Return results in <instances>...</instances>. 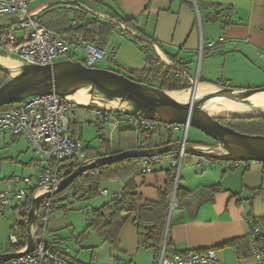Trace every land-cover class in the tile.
<instances>
[{
    "label": "crops",
    "instance_id": "crops-1",
    "mask_svg": "<svg viewBox=\"0 0 264 264\" xmlns=\"http://www.w3.org/2000/svg\"><path fill=\"white\" fill-rule=\"evenodd\" d=\"M102 1L112 6L122 16L135 20V29H128V31L133 35L138 34L139 38L152 45L161 59L168 65L179 68L169 59L166 55L167 52L186 63L188 72L187 64L198 57L201 42L205 43L206 58H204L205 61L207 59L205 64L207 70L202 71L205 76L202 75L201 80L197 75L201 85L212 87L208 84H218L235 88L264 86V58L261 54L264 49V0H201V10L196 0H191L190 3L186 0ZM80 3L89 8V10L87 9L88 12H92L89 5ZM215 4L232 8V11L229 12L231 24L225 26L222 21L210 19L218 9L214 6ZM47 7L46 5L39 7L36 10L37 14ZM105 10V12L101 10V14L110 17L107 9ZM225 16L224 13L222 15L223 20ZM114 22L119 21L114 20ZM204 23L208 26L207 33L204 29ZM59 33L70 38L72 56L79 60L85 58V46L87 44L96 45L92 42H86L80 33ZM213 42L216 44L210 46ZM73 46L76 47L75 50H73ZM0 55L8 59L13 58L3 52H0ZM11 62L13 61L11 60ZM188 75L192 78L189 72ZM258 78L261 81H256ZM83 109L90 123L96 122L102 127L107 126L111 135L116 131L117 148L114 151L112 150L113 142L111 143L110 138H106L110 142L112 152L117 153L123 148L129 150L138 147L139 140L136 139L137 135L134 132L119 135L120 130L137 129L128 126L114 128L110 123L104 124L98 118L93 121L89 117L88 110ZM70 121L78 132L80 124L72 121L71 117ZM77 135L81 139L78 133ZM173 138L174 141H179V139ZM155 141L160 142L161 138L157 137ZM101 143L102 140H100ZM85 145L91 146L87 142ZM29 151L30 143L25 137L16 136L9 132H0V190L5 188L3 181H7V186H9L11 183L8 181L9 178L15 176L14 181H16L18 177L16 175H24L25 172L33 170V163L35 174L37 173L38 161L34 159L33 162L30 159ZM86 154L85 151L83 156H79L83 160L82 162L85 161ZM189 160L188 165L190 167L181 170L180 175V186L184 191L187 190L182 194L181 206H176L171 210L175 188L170 197L167 229L163 241V243L166 242L170 227V245L168 248L166 247L167 255L215 248L219 259L225 264L250 261L252 258L249 247L247 254L240 257L237 247L233 246L231 241L243 237L248 238L249 241L251 220L264 218V163L237 162L232 165L231 161L215 160L213 163H208L197 169L195 165L197 158L191 155ZM65 164L66 162L63 166ZM171 164L172 162L166 154L162 155L161 162L155 166L151 173L143 171L141 159L125 163L115 178L100 182V190H108L109 195L100 194L89 199H83L91 200L99 196L104 198L91 200L92 206L84 208L87 210V226L90 224L93 211L110 203L115 195L121 192L123 185L131 179L136 184L137 192L141 196L140 204L146 201L157 202L160 191L167 188L169 177L175 176ZM65 170L69 172L70 168L67 167ZM1 182L3 183L1 184ZM217 185L220 188L213 189ZM66 204L63 203L60 207L71 205L69 202ZM12 208L21 214L20 208L14 206ZM54 209L55 207L53 211ZM105 216H110V212L105 213ZM134 217L135 214L130 215L121 228L118 247L101 240L97 242L94 248H105L106 258L96 253L95 260L91 264H158L156 249L140 246ZM262 240L264 241V231ZM62 242L63 239H60L59 243L53 245H57L56 247L60 249L64 257L72 262L80 263L69 256L67 253L69 247L60 246ZM78 242H80L79 239Z\"/></svg>",
    "mask_w": 264,
    "mask_h": 264
},
{
    "label": "built area",
    "instance_id": "built-area-1",
    "mask_svg": "<svg viewBox=\"0 0 264 264\" xmlns=\"http://www.w3.org/2000/svg\"><path fill=\"white\" fill-rule=\"evenodd\" d=\"M32 1L0 0V16H16L12 18L11 24L0 26V50L9 56H17L25 62L40 65L53 64L61 58H73L70 38L42 24L36 18L37 11L30 10ZM19 31L22 33L20 34ZM215 44L216 42H213L210 46ZM203 49L204 44L201 42L199 52L202 54ZM85 51L86 56L82 61L89 67H97V63L103 60L106 55L104 49L90 43L85 46ZM261 54L264 58V49ZM183 73L190 81L194 80L186 72ZM197 82H200L198 77L195 78V84ZM78 108L79 105L76 102L56 93L34 95L24 101L0 107V132H9L25 137L30 143V151L38 161L35 177H17L14 184L10 183L7 188L0 190L1 212L4 213L16 202L14 207L24 203L26 212L29 213L36 196L48 192L47 188L56 186L67 176L68 172L63 169L65 160L85 154L86 145L69 133L70 115ZM87 110L91 119L98 118L102 123H110L114 128L128 126L137 130L156 129L169 134L183 131L184 137L182 136L181 140L188 142L189 128L187 126L127 115L97 105H93ZM166 155L171 160V165L176 168L175 178L178 183L186 152L181 149ZM196 158L197 169L215 161L204 157ZM161 160L162 155L141 158L143 171L153 172ZM15 186L16 188H14ZM100 194L107 196L109 192L102 189ZM52 200L53 196L44 197L38 209V240L35 249L3 264H78L57 252L56 250L60 249L45 240L48 217L54 207ZM177 202L176 198L172 199V209L177 206ZM20 221H17L12 227L10 245L11 247L21 245L20 250H24L28 237L20 226ZM263 231L262 223L251 227L248 236L252 259L237 264H264ZM158 264L225 263L219 259L215 248L167 255L166 242H164Z\"/></svg>",
    "mask_w": 264,
    "mask_h": 264
},
{
    "label": "water",
    "instance_id": "water-1",
    "mask_svg": "<svg viewBox=\"0 0 264 264\" xmlns=\"http://www.w3.org/2000/svg\"><path fill=\"white\" fill-rule=\"evenodd\" d=\"M78 3L75 4L78 5ZM80 6L89 10L84 4ZM91 13L112 20L111 17L104 14ZM116 23L122 25L120 22ZM122 26L125 28L124 25ZM136 36L140 37L138 34ZM10 60L13 61L11 62L13 64L9 67L0 64V70L10 76V79L0 86V107L24 101L39 94L56 93L63 98L70 99L69 95L86 88L90 95V101L86 104L76 102L79 106L97 105L115 112L145 117L162 123L178 124L188 128L193 126L213 138L216 143L213 145H189L188 142L180 140L163 146L124 150L82 162L60 183L54 187L50 186L47 188L48 192L34 198L27 217L28 241L26 248L12 253H0V264L35 249L38 240V209L42 199L66 190L77 177L89 170L127 158L160 156L181 149H184L186 154L196 157L220 161L264 163V135L243 133L219 121V118L222 117L251 118L264 117V114L220 116L211 115L199 107L209 99L219 96L232 97L241 100L243 104H249L250 101L245 98L264 92V86L225 88L224 85L208 84L215 86L217 90L201 97L195 104H185L171 95V92L179 91L163 90L157 86L131 79L111 69L89 67L82 60L60 59L53 64L46 65L28 63L18 57L10 58ZM12 69H15L16 73L12 72ZM191 83L193 87L189 89L195 88L197 84H202L201 82L195 84V79L191 80ZM116 99L119 100L118 106L109 105L110 101ZM177 186L176 182L173 198H176Z\"/></svg>",
    "mask_w": 264,
    "mask_h": 264
},
{
    "label": "trees",
    "instance_id": "trees-1",
    "mask_svg": "<svg viewBox=\"0 0 264 264\" xmlns=\"http://www.w3.org/2000/svg\"><path fill=\"white\" fill-rule=\"evenodd\" d=\"M97 3H101L105 9H107V13L110 15L112 20L102 18L100 16L91 14L87 10H84L80 6L74 7L71 10L73 11L75 17L70 19L69 10L63 11L62 8H54L52 6H48L44 10H42L39 14H37L36 18L45 26L54 29L59 32H74L80 33L84 37L86 42H92L97 46L104 49L109 42V37L117 31L118 28L131 40V42L137 46L142 52L145 53L147 64L144 68L139 70V73L142 77L148 78V83L153 86H157L163 90L167 91H180L189 89L192 87V83L190 79L183 73L184 71L188 74L186 70V63L181 62L175 56L169 54L166 55L169 59L176 64L179 68H176L172 65H168L165 63L161 57L158 55L154 47L148 42L142 40L136 35L131 34L128 29H135L136 22L133 19L126 18L119 14L115 9L112 8L109 4L100 0H92ZM190 3L191 0H186ZM201 10L202 1L196 0ZM213 5V4H212ZM216 13L210 17L213 21H222L225 26L231 24L229 12L232 11L231 7H225L221 4H215ZM225 13V19H222V15ZM227 13V14H226ZM114 20H118L122 23L126 28H123L122 25L117 24ZM155 43H157L155 41ZM206 48L204 43L203 54H205ZM153 54V60H150L151 55ZM84 63V61H82ZM131 73H136V69L130 68ZM121 73V72H119ZM122 74V73H121ZM190 77V76H189ZM10 79V76L0 70V86ZM140 81V80H139ZM144 82V81H142ZM83 108L90 109L91 107L79 106ZM219 121L227 126L234 128L237 131L248 133V134H262L264 135V117H251V118H231V117H222L219 118ZM101 129L102 126L98 125ZM134 132L139 140V145L136 148H150L155 146H163L169 143L175 142L174 134L165 133L158 130H132L123 129L119 131V135L128 134ZM69 133L76 139H79L76 129L74 128V124L69 123ZM122 133V134H121ZM78 137V138H77ZM161 138V141H155V138ZM100 140L102 143L100 144L99 149L91 148L86 146V157L85 161L92 160L94 158L110 155L112 152L109 145V140L103 137V135L99 134ZM165 139V140H164ZM80 140V139H79ZM180 140V139H179ZM198 145H208L200 143ZM125 148L118 150L124 151ZM117 151V152H118ZM141 159V158H127L124 160H120L114 163L103 165L99 168L89 170L85 173H82L79 177H77L72 184L64 191L53 196V206L56 205L55 198L63 196V200H67L69 196L68 192L72 191L73 196L77 199H89L95 196L100 195V182L102 180H108L115 178L123 165L128 162H132L133 160ZM81 160L78 156H75L70 159H66L65 166L63 169L65 170L67 167L70 168L67 175L73 172L81 163ZM232 165H235L237 162H232ZM174 173L176 168H172ZM180 178L179 183L176 190V198L178 201L177 207L182 204V194L187 190H183L180 186ZM176 178L175 176H170L168 180L167 188L163 191H160L159 200L157 202L146 201L143 204H140L141 196L137 192L136 184L133 179L129 180L123 185V188L120 193L115 195L113 200L110 203L105 204L103 207L99 209H95L93 211L92 219L90 220V224L87 227L89 229L96 230L99 235L102 237L104 242H108L116 247L119 245V234L121 228L124 223L130 217V215L135 214L134 217V225L135 229L139 236V244L145 248H155L158 253V261L160 258L162 243L165 240V234L167 229V219L168 213L170 209V197L175 188ZM219 189L220 187L214 186L213 189ZM187 194V192H186ZM65 208L67 206H64ZM16 208L21 209L22 220L19 222L20 226L27 233V217L28 213L26 212L25 204L18 205ZM110 212V216H105V213ZM257 223L264 224V218L260 220L252 219L251 226H255ZM14 226V225H13ZM42 228V227H40ZM233 246L237 247L238 254L240 257H243L248 252L251 246L249 245L248 238H238L236 240L231 241ZM170 245V227L169 234L166 237V247L168 248ZM22 248L21 245H14L11 247V250L18 251ZM61 253L60 250H56ZM63 255V254H62ZM64 256V255H63ZM68 259V258H67ZM80 264V263H78Z\"/></svg>",
    "mask_w": 264,
    "mask_h": 264
},
{
    "label": "rangeland",
    "instance_id": "rangeland-1",
    "mask_svg": "<svg viewBox=\"0 0 264 264\" xmlns=\"http://www.w3.org/2000/svg\"><path fill=\"white\" fill-rule=\"evenodd\" d=\"M76 2H79L78 6L81 5L80 2L86 3L90 6L92 12L101 13V10L104 12L106 11L101 3H97L92 0H33L30 3V10H37L43 5H46V7L52 6L54 8H62L63 11L67 9L69 10L70 19H73L75 15L71 9L77 7V5L75 4ZM15 17L16 16H0V26L11 24L13 22L12 18ZM207 28L208 26L204 23V29L206 33L208 32L206 30ZM19 33L21 34L22 32L19 31ZM129 40L130 39H128V37L121 31V29L118 28L117 31L109 37L110 42L104 49L106 52V58L98 62L97 67L121 72L122 74L136 81L140 80L148 82V78L142 77L139 73V69L144 68L148 62L146 59V55L137 46H135L131 42V40ZM75 49L76 47L73 46V50ZM205 55L206 53L202 54L199 52L198 57L195 58L193 62L187 64L188 72L192 76V79H195L198 75L201 80L202 75L205 76V74H203L202 72H205L207 70V67L205 65L207 63V59L205 61ZM62 59L65 58H61V60ZM73 59L74 61L79 60L77 57H74ZM150 60H153V54L151 55ZM131 67L135 68L137 72L131 73ZM256 81H261V79L258 78L256 79ZM227 87L228 86H226L225 88ZM230 88L235 87L230 86ZM109 105L118 106L115 101H110ZM70 117L72 121L78 122L80 124V130L78 131V134L81 136L80 141L84 144L87 142L89 143V145H91V148H100L99 134H101L104 138H110L111 143L113 142V151L117 148V144L115 142L116 131L113 132L111 135L110 131L107 130V126H103L100 129L96 122L90 123L89 120L86 118V114L83 107H79L77 112L72 113ZM182 136L184 137L183 131H179L174 135L175 138L180 140L182 139ZM156 139L157 137L155 138V140ZM187 141L189 145H196L200 143L212 145L210 143L213 141V139L203 131L191 126L187 134ZM28 154L30 159H32L34 162V159H36V157H33L31 151H29ZM190 156V154H186L181 170L190 167V165H188L190 161ZM25 173L26 174L24 175H16V177H29L31 175H33L32 177H35L34 163L33 170L27 171ZM14 177L15 176H12L8 179V181L12 184H14ZM3 182H5L3 184V187L7 188V181ZM3 182H1V184ZM67 195L69 196L68 200H63V196L55 198L57 206H54V211L51 212L48 217L47 232L45 234L46 242L53 245L54 243H59L60 239H63V242L60 246L64 248L69 247L67 250L69 256L82 264H91V262L95 260L94 256L96 255V253L101 254L103 258H106L105 248H94L98 241H103L102 237L94 229H89L88 231H86L88 227V216L87 210L84 209L86 208V206H92V204H90L91 200L104 198L99 196L91 200L75 199L72 194V191L68 192ZM68 202L71 204L70 206L66 208L60 207L61 204H68ZM15 205L16 202H14L12 206ZM20 220L21 214L18 211L14 210V208L12 207L5 210L4 213L0 211V253L14 252L13 250H11L10 245L12 227L17 221ZM78 239L80 240V242H78Z\"/></svg>",
    "mask_w": 264,
    "mask_h": 264
},
{
    "label": "bare ground",
    "instance_id": "bare-ground-1",
    "mask_svg": "<svg viewBox=\"0 0 264 264\" xmlns=\"http://www.w3.org/2000/svg\"><path fill=\"white\" fill-rule=\"evenodd\" d=\"M0 64L8 66L13 64L11 60L0 55ZM12 72L16 73L15 69ZM217 90L215 87H206L201 84H197L195 88L187 91L171 92V95L175 97L179 102L185 104H195L201 97ZM69 98L75 102L86 104L90 101V95L86 88L79 90L78 92L69 95ZM249 100V104L241 103V100H236L232 97L219 96L218 98H211L207 102L202 103L199 107L203 108L211 115L227 116L233 114H264V92L250 95L245 98ZM119 104V100H113ZM222 101V102H220ZM220 102V103H219ZM218 103V104H217ZM217 106H214L216 105ZM115 107V106H114Z\"/></svg>",
    "mask_w": 264,
    "mask_h": 264
},
{
    "label": "flooded vegetation",
    "instance_id": "flooded-vegetation-1",
    "mask_svg": "<svg viewBox=\"0 0 264 264\" xmlns=\"http://www.w3.org/2000/svg\"><path fill=\"white\" fill-rule=\"evenodd\" d=\"M1 51V50H0ZM213 139V138H212ZM216 143V141L213 139V141L210 143V144H215Z\"/></svg>",
    "mask_w": 264,
    "mask_h": 264
}]
</instances>
